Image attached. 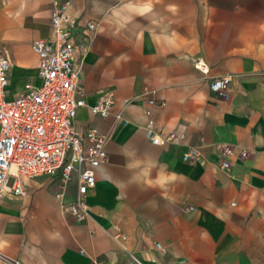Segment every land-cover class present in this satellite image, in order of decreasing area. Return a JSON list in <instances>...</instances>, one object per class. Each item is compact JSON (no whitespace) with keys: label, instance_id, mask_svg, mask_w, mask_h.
Segmentation results:
<instances>
[{"label":"crops","instance_id":"0c3cea01","mask_svg":"<svg viewBox=\"0 0 264 264\" xmlns=\"http://www.w3.org/2000/svg\"><path fill=\"white\" fill-rule=\"evenodd\" d=\"M71 1L87 103L76 123L110 133L108 161L85 221L62 210L76 184L64 188L58 176L27 180L26 196L1 200L0 264H264V0ZM53 2L0 0L10 99L42 84L31 44L52 38ZM219 77L230 78L228 101L210 88ZM101 90L115 95L107 118L90 110ZM146 92L166 102L152 116L185 131L183 145L147 138ZM221 144L249 156L224 170ZM190 146L201 147L199 161L183 159Z\"/></svg>","mask_w":264,"mask_h":264},{"label":"built area","instance_id":"2783aa9c","mask_svg":"<svg viewBox=\"0 0 264 264\" xmlns=\"http://www.w3.org/2000/svg\"><path fill=\"white\" fill-rule=\"evenodd\" d=\"M53 3L52 38L36 39L31 44L38 57L40 86L29 85L21 95L8 98L13 61L8 50L0 46V201L8 196H26L27 180L58 176L64 188L76 184L74 199L63 203L62 210L82 222L90 216L87 197L97 185L99 168L108 161L107 145L111 135L95 127L81 128L76 123L78 112L87 106L85 90L80 83L82 61L75 55L77 22L71 11V0H54ZM87 27L93 31L96 24L89 23ZM78 46L84 52V43ZM194 66L204 74L209 73V65L202 58H197ZM229 82V77L214 78L210 88L219 98L228 101ZM149 94H144L149 105L146 109L149 116L145 127L147 138L159 146L183 145L185 131L168 130L153 118V108H164L166 102ZM115 103L112 90H101L95 104L90 106L91 113L107 118ZM116 121L128 123L122 114L116 115ZM219 151L224 170L232 166L234 158L243 160L249 156L248 151L230 144H221ZM201 155L200 146H190L183 159L194 163ZM157 247L163 249L161 244ZM132 258L129 264H145L136 256Z\"/></svg>","mask_w":264,"mask_h":264},{"label":"clouds","instance_id":"9594fccd","mask_svg":"<svg viewBox=\"0 0 264 264\" xmlns=\"http://www.w3.org/2000/svg\"><path fill=\"white\" fill-rule=\"evenodd\" d=\"M136 11H137V13H138L139 15L143 16V15H145L146 13L151 12V5H150V3L145 4L144 6H142V7L138 8V9H136ZM171 178L174 179V176L171 177ZM166 179H167V178H166ZM131 182L138 183V182H139V180H138V176H136V175L133 176L132 179H131Z\"/></svg>","mask_w":264,"mask_h":264}]
</instances>
